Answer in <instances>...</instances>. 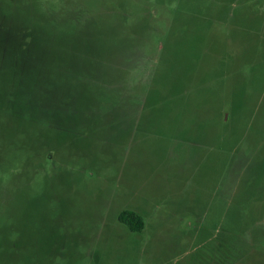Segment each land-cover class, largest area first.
Listing matches in <instances>:
<instances>
[{"label": "rangeland", "instance_id": "1", "mask_svg": "<svg viewBox=\"0 0 264 264\" xmlns=\"http://www.w3.org/2000/svg\"><path fill=\"white\" fill-rule=\"evenodd\" d=\"M0 264H264V0H0Z\"/></svg>", "mask_w": 264, "mask_h": 264}, {"label": "trees", "instance_id": "2", "mask_svg": "<svg viewBox=\"0 0 264 264\" xmlns=\"http://www.w3.org/2000/svg\"><path fill=\"white\" fill-rule=\"evenodd\" d=\"M119 220L123 222L131 231H140L143 227L142 217L131 210L121 212Z\"/></svg>", "mask_w": 264, "mask_h": 264}]
</instances>
